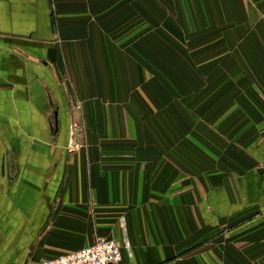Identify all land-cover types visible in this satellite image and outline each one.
I'll use <instances>...</instances> for the list:
<instances>
[{"label":"crops","instance_id":"crops-1","mask_svg":"<svg viewBox=\"0 0 264 264\" xmlns=\"http://www.w3.org/2000/svg\"><path fill=\"white\" fill-rule=\"evenodd\" d=\"M52 3L0 0V264L101 237L129 242L121 264H264V120L204 157L174 145L122 59L110 72L103 43L61 40Z\"/></svg>","mask_w":264,"mask_h":264},{"label":"rangeland","instance_id":"rangeland-1","mask_svg":"<svg viewBox=\"0 0 264 264\" xmlns=\"http://www.w3.org/2000/svg\"><path fill=\"white\" fill-rule=\"evenodd\" d=\"M52 4L63 26L61 40L103 43L99 50L108 57L110 72L118 62L121 67L122 59L125 84L132 85L135 94L132 99L140 95L142 103L152 106L143 114L156 115L162 122L157 124L160 136H165L162 126L169 121L174 145H184L201 157L212 151L213 142L223 150L234 140L230 126L236 121L242 131L246 118L259 133L264 96L246 95L245 90L259 88L260 78L264 79V0H59V5L53 0ZM132 72L139 78L131 77ZM76 100L80 104L79 96ZM245 103L250 105L246 109ZM212 104L219 109H208ZM83 117L78 111V120ZM76 130L85 135L81 123Z\"/></svg>","mask_w":264,"mask_h":264},{"label":"built area","instance_id":"built-area-1","mask_svg":"<svg viewBox=\"0 0 264 264\" xmlns=\"http://www.w3.org/2000/svg\"><path fill=\"white\" fill-rule=\"evenodd\" d=\"M132 255L128 241L123 244L114 238H98L82 247L28 264H121L123 248Z\"/></svg>","mask_w":264,"mask_h":264}]
</instances>
